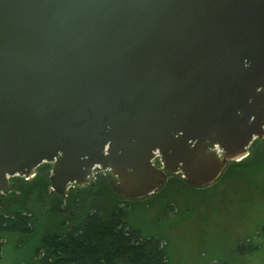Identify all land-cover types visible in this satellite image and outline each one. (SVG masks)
<instances>
[{"label": "water", "instance_id": "1", "mask_svg": "<svg viewBox=\"0 0 264 264\" xmlns=\"http://www.w3.org/2000/svg\"><path fill=\"white\" fill-rule=\"evenodd\" d=\"M263 139L264 0H0V195L202 188Z\"/></svg>", "mask_w": 264, "mask_h": 264}, {"label": "rangeland", "instance_id": "2", "mask_svg": "<svg viewBox=\"0 0 264 264\" xmlns=\"http://www.w3.org/2000/svg\"><path fill=\"white\" fill-rule=\"evenodd\" d=\"M261 151L264 152V146ZM152 162L157 167L161 165L157 157ZM105 174L94 168L91 182ZM171 178L167 176L163 186ZM219 178L200 188V192L168 191L153 201H148L150 195L126 201L112 198L105 190L99 194L88 190L76 208L105 217L112 208H123L128 226L144 237L161 241L167 264H264V166L240 175L239 179L210 187ZM172 180L170 185L176 182ZM74 188L69 185L67 191L73 192ZM29 201L32 208L28 203L27 207L33 209L35 219L32 233L28 236L0 233V264L29 261L40 237L57 228L50 201L46 206ZM76 208L67 206L63 219L68 220L67 213L72 212L70 218L74 222Z\"/></svg>", "mask_w": 264, "mask_h": 264}, {"label": "trees", "instance_id": "3", "mask_svg": "<svg viewBox=\"0 0 264 264\" xmlns=\"http://www.w3.org/2000/svg\"><path fill=\"white\" fill-rule=\"evenodd\" d=\"M262 146L264 142L256 140L248 156L239 162L228 164L219 180L210 187L215 188L222 182L239 179L240 175L263 167ZM49 169L48 164H42L28 180L13 178V190L6 195H0V233L3 235L28 236L32 233L35 219L33 209L27 207L28 203L29 208H32L29 200L42 206L48 205L50 201L51 211L58 223L54 231L40 237L29 261L14 264H167V253L161 241L144 237L138 230L128 226L123 208H112L107 217L76 208L81 196L88 190L96 191V194L105 190L112 198L128 201L111 191L105 176L91 182V186L74 188L73 192L68 190L66 196H60L52 191L47 192ZM170 177L172 178L164 186L148 197V201H153L168 191H201L200 188L188 185L180 174ZM172 179L176 182L170 185ZM67 206L77 209L74 211V222L70 218L72 212L67 213L68 220L63 219L66 217Z\"/></svg>", "mask_w": 264, "mask_h": 264}]
</instances>
